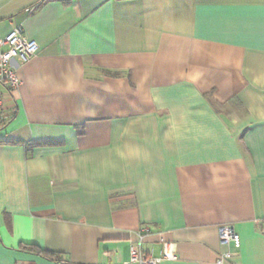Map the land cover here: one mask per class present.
Instances as JSON below:
<instances>
[{"label":"crops","instance_id":"0c3cea01","mask_svg":"<svg viewBox=\"0 0 264 264\" xmlns=\"http://www.w3.org/2000/svg\"><path fill=\"white\" fill-rule=\"evenodd\" d=\"M261 9L0 0V38L21 24L38 44L3 89L0 264H123L143 225L144 249L176 243L161 264H264Z\"/></svg>","mask_w":264,"mask_h":264},{"label":"built area","instance_id":"2783aa9c","mask_svg":"<svg viewBox=\"0 0 264 264\" xmlns=\"http://www.w3.org/2000/svg\"><path fill=\"white\" fill-rule=\"evenodd\" d=\"M37 51V42L24 34L21 24L13 26L5 36L0 38V118L4 107L3 89L12 92L17 90L21 83L14 61L24 63ZM147 232V226L139 227L136 241L129 244V258L123 264H161L163 259L176 258V243L172 240L162 239L158 254H154L151 249H144L143 238ZM218 235L221 243L239 246V235L231 224H221ZM228 255V250L221 252L216 262L222 263Z\"/></svg>","mask_w":264,"mask_h":264},{"label":"trees","instance_id":"16d2710c","mask_svg":"<svg viewBox=\"0 0 264 264\" xmlns=\"http://www.w3.org/2000/svg\"><path fill=\"white\" fill-rule=\"evenodd\" d=\"M33 142L29 143L28 146L30 147L31 145H34L32 144ZM37 143V142H36ZM39 143H44V142H38ZM49 143H52V142H49ZM28 149V148H27ZM239 235V234H238ZM19 245H21L20 247L22 248H25V249H30V250H36L37 253L39 254H47L48 256H51V258L53 259H57L56 257V253L55 252H49V251H46V250H43L42 248H40L38 245L34 244V243H29V242H21Z\"/></svg>","mask_w":264,"mask_h":264},{"label":"snow or ice","instance_id":"6c2138e0","mask_svg":"<svg viewBox=\"0 0 264 264\" xmlns=\"http://www.w3.org/2000/svg\"><path fill=\"white\" fill-rule=\"evenodd\" d=\"M261 12L264 13V9H261Z\"/></svg>","mask_w":264,"mask_h":264},{"label":"water","instance_id":"95a60500","mask_svg":"<svg viewBox=\"0 0 264 264\" xmlns=\"http://www.w3.org/2000/svg\"><path fill=\"white\" fill-rule=\"evenodd\" d=\"M263 228H264V225H263Z\"/></svg>","mask_w":264,"mask_h":264},{"label":"rangeland","instance_id":"374dc122","mask_svg":"<svg viewBox=\"0 0 264 264\" xmlns=\"http://www.w3.org/2000/svg\"><path fill=\"white\" fill-rule=\"evenodd\" d=\"M224 109V108H223Z\"/></svg>","mask_w":264,"mask_h":264}]
</instances>
